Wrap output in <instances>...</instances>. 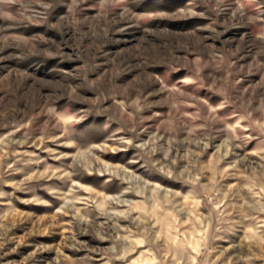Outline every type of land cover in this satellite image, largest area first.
<instances>
[{"label": "rangeland", "instance_id": "obj_1", "mask_svg": "<svg viewBox=\"0 0 264 264\" xmlns=\"http://www.w3.org/2000/svg\"><path fill=\"white\" fill-rule=\"evenodd\" d=\"M0 264H264V0H0Z\"/></svg>", "mask_w": 264, "mask_h": 264}]
</instances>
